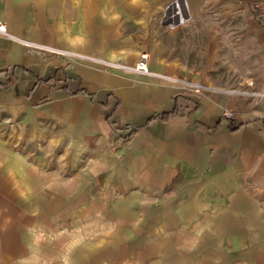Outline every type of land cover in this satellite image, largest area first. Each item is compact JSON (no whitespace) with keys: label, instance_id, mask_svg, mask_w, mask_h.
Segmentation results:
<instances>
[{"label":"crops","instance_id":"crops-1","mask_svg":"<svg viewBox=\"0 0 264 264\" xmlns=\"http://www.w3.org/2000/svg\"><path fill=\"white\" fill-rule=\"evenodd\" d=\"M74 1L0 0V21L16 37H0V113L19 126L51 121L99 142H122L136 173L169 174L171 182L190 173L199 189L240 191L239 199L222 200L246 224L230 250L233 264H264V24L256 8L264 0H177L176 22L163 28L153 11L159 19L174 0H158L157 10L151 0L121 12L98 6V29L116 39L129 38L141 13L150 70L201 81L212 89L201 97L91 57L86 1ZM132 53L116 60L135 66ZM7 152L0 149V264H39L38 232L56 215L25 212L23 173L31 165L8 166ZM248 228L255 233L247 240Z\"/></svg>","mask_w":264,"mask_h":264},{"label":"rangeland","instance_id":"rangeland-1","mask_svg":"<svg viewBox=\"0 0 264 264\" xmlns=\"http://www.w3.org/2000/svg\"><path fill=\"white\" fill-rule=\"evenodd\" d=\"M85 1L90 56L134 68L116 59L132 58L134 50L139 58L147 53L148 45L144 44L149 38L142 36L143 15L135 14L129 38L116 39L109 29H98V6H118L121 12L129 5H148L150 0ZM184 4L185 17L188 7ZM158 5V0H151L155 10ZM179 7L177 0L172 1L157 20L159 11H153L152 22L162 28L173 26ZM145 76L177 85L187 96L201 97L210 92L204 89L196 93L188 84L208 85L190 77L165 75L172 79L170 82ZM174 79L182 82L174 83ZM16 122L0 113V149L8 151V166L17 165L20 159L27 167L31 165L23 173L29 178L30 189L22 199L24 210L30 215H56L54 222L43 223L44 229L38 232L36 240L44 257L39 264H233L235 256L230 250L238 247L239 232L246 224L239 221L238 207L223 205L222 200L226 196L239 199L240 191L199 189L190 173H184L187 179L178 173L176 182L161 172L136 173L121 148L122 142H99L96 134L86 138L51 121L32 127ZM181 182H186L184 188ZM247 196L255 197V192L249 190ZM46 230L50 231L48 238ZM246 231L248 240L255 230Z\"/></svg>","mask_w":264,"mask_h":264},{"label":"built area","instance_id":"built-area-1","mask_svg":"<svg viewBox=\"0 0 264 264\" xmlns=\"http://www.w3.org/2000/svg\"><path fill=\"white\" fill-rule=\"evenodd\" d=\"M258 13H259V17L262 21V23L264 24V1H262L261 3H259L256 6ZM0 37H5V38H10V39H16V37H14L8 30V26L5 22L0 21ZM77 57H81V55H76ZM88 59H91L89 57H85ZM149 60H150V55L148 53H143L140 55V58L138 59L136 65L134 68H128L125 67V69L129 70L132 73H138V74H143V75H152V76H157L159 78H162L164 80H169L170 82H172V79L168 76L165 75H156L155 73H151L149 70ZM182 81L178 80V79H174V83H181ZM191 88H193L195 90L196 93H200L201 90L204 89H208V90H212L211 88L202 85V84H188ZM229 115V114H228Z\"/></svg>","mask_w":264,"mask_h":264},{"label":"trees","instance_id":"trees-1","mask_svg":"<svg viewBox=\"0 0 264 264\" xmlns=\"http://www.w3.org/2000/svg\"><path fill=\"white\" fill-rule=\"evenodd\" d=\"M162 118H163V119H166V116L164 115V116H162Z\"/></svg>","mask_w":264,"mask_h":264},{"label":"bare ground","instance_id":"bare-ground-1","mask_svg":"<svg viewBox=\"0 0 264 264\" xmlns=\"http://www.w3.org/2000/svg\"><path fill=\"white\" fill-rule=\"evenodd\" d=\"M56 52H59L58 50H55ZM82 56V55H81Z\"/></svg>","mask_w":264,"mask_h":264}]
</instances>
